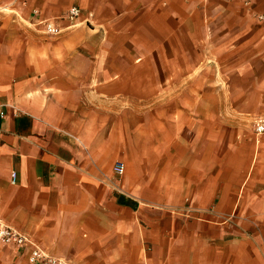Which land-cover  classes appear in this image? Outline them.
Returning <instances> with one entry per match:
<instances>
[{
    "label": "crops",
    "instance_id": "1",
    "mask_svg": "<svg viewBox=\"0 0 264 264\" xmlns=\"http://www.w3.org/2000/svg\"><path fill=\"white\" fill-rule=\"evenodd\" d=\"M71 7L61 35L33 20ZM255 14L264 0H0V222L70 264H264V135L236 122L264 112ZM29 253L0 243V264Z\"/></svg>",
    "mask_w": 264,
    "mask_h": 264
},
{
    "label": "built area",
    "instance_id": "2",
    "mask_svg": "<svg viewBox=\"0 0 264 264\" xmlns=\"http://www.w3.org/2000/svg\"><path fill=\"white\" fill-rule=\"evenodd\" d=\"M245 3L250 2L251 0H243ZM79 10L76 7L69 9L65 15L67 21H72L78 17ZM257 18L261 21H264V15L259 14ZM45 31L57 33L56 29L52 23H45ZM0 117H4V112H0ZM253 131L256 137L264 135V115L256 117L253 121ZM116 172L122 173L123 166L121 164L117 165L115 168ZM14 176V175H13ZM0 243L1 244H14L22 249L29 248L30 253L28 260L32 264H70L68 261L62 258L54 257L44 251L39 247L31 238L20 233L15 228H12L4 223L0 222Z\"/></svg>",
    "mask_w": 264,
    "mask_h": 264
},
{
    "label": "rangeland",
    "instance_id": "3",
    "mask_svg": "<svg viewBox=\"0 0 264 264\" xmlns=\"http://www.w3.org/2000/svg\"><path fill=\"white\" fill-rule=\"evenodd\" d=\"M227 1V0H226ZM243 1V0H242ZM244 2V1H243ZM72 8V7H71ZM70 8V9H71ZM78 10H79V14H78V17H76L75 19H73L72 21H67L66 19H65V15L67 14V12L69 11H67L65 14H64V16H63V18H60V20H56V19H42V20H37V19H34L33 18V20L35 21L36 20V23H38V25H39V27H41V29L43 30V35L44 36H58V35H61L65 30H64V28L62 27V26H60L59 24H58V22L59 21H61V20H64V21H66L67 23H68V26L69 27H67V28H71V27H74V26H76L77 25V23H78V20H79V18L81 17V15H82V12L80 11V9L78 8V7H76ZM257 16H258V14H255V19H254V23L256 24L257 23V20L258 21H261V20H259L258 18H257ZM46 22H50V23H52L53 24V26L56 28V29H58V32L57 33H53V32H47V31H45V23ZM162 98H164V97H162ZM239 110V109H238ZM230 111H231V113H232V115L230 116ZM235 111H236V109H223V121H224V123H227L228 121L226 120V119H231V120H234L235 119V117H233L236 113H235ZM260 115H264V112H262V113H259V114H256V115H251V114H238V117H237V119H236V122L237 121H239V126H241L243 129H249L251 126H252V122H253V120L256 118V117H258V116H260ZM239 117H241V119H238ZM233 122V121H232ZM235 122V121H234ZM233 122V123H234ZM240 128V127H239ZM254 132V131H253ZM117 164V163H116Z\"/></svg>",
    "mask_w": 264,
    "mask_h": 264
}]
</instances>
